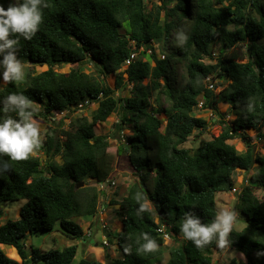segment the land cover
<instances>
[{
  "label": "trees",
  "instance_id": "1",
  "mask_svg": "<svg viewBox=\"0 0 264 264\" xmlns=\"http://www.w3.org/2000/svg\"><path fill=\"white\" fill-rule=\"evenodd\" d=\"M148 1L45 0L39 30L31 40L19 39L17 56L28 66L22 80L0 88V99L23 93L32 101L33 118L46 120L53 110L74 112L86 99L96 101L97 107L90 117L76 116L69 129H61L63 139L46 132L39 144L44 157L34 154L38 148L19 161L0 156V208L17 198L25 200L18 218L0 224V245L16 248L14 258L19 255L21 262L0 246V264H72L77 244L41 251L28 248V238L52 230L57 222L71 238H90L77 218L97 215L100 194L106 193H99L96 184H76L87 178L95 183L113 179L111 137L96 134L95 125L112 122L117 112L114 138L123 140L122 131L130 130L117 154L126 152L139 175L122 200L110 199V205H119L122 228L117 237L111 229L105 231L111 243L117 240L121 256L108 263L83 258L78 264H153L166 248V264H212L215 242L198 250L178 237L179 224L186 211L211 223L216 195L234 187L237 169L254 171L239 197L246 226L233 229L226 247L242 252L246 264H264V199L255 194L264 190V155L256 152L246 133L254 129L264 136V0H177L172 6L173 0H155L156 9H148ZM11 2L0 0L5 8ZM133 52L136 57L126 66ZM206 57L215 63H206ZM85 60L93 62L95 72L81 68ZM174 60L185 62L182 84L173 74ZM73 64L79 66L56 70ZM209 75L228 84L215 94L204 82ZM109 76L115 77L114 87L107 82ZM117 90L124 95L117 96ZM200 100L216 114L218 103H228L234 118L229 124L221 121L225 125L219 135L201 140L192 150L181 145L195 129L206 126L196 115ZM237 136L244 138V151L230 143ZM141 203L146 210L138 214ZM164 231L178 244L167 245ZM142 233L156 241L155 251L139 250L145 243ZM229 264L240 263L233 258Z\"/></svg>",
  "mask_w": 264,
  "mask_h": 264
},
{
  "label": "rangeland",
  "instance_id": "2",
  "mask_svg": "<svg viewBox=\"0 0 264 264\" xmlns=\"http://www.w3.org/2000/svg\"><path fill=\"white\" fill-rule=\"evenodd\" d=\"M177 2V0H173V2L170 4L171 6L174 5ZM155 0H149L147 2L148 9H156ZM158 5H161V2H157ZM181 33V32H180ZM182 35V33H181ZM157 47V46H156ZM240 49H245L244 44L239 45ZM158 50V48H157ZM219 51V44H216L213 48V54L216 56ZM159 52V51H158ZM160 57L163 58V53H159ZM215 59L206 57L205 62L206 63H215ZM23 63V62H22ZM24 65V72L25 68L28 66L27 63H23ZM78 64L73 65H66L64 67H57V71H69L72 67H78ZM173 74L175 76V79L178 83H184L186 81V66L184 61H173ZM47 66H38L37 70H44ZM81 68L87 72H95L94 71V65L93 62L90 60H85L81 64ZM209 79L213 82L214 87L212 88L215 94L219 93L221 89L228 84V82H224L221 84L220 79H214L213 76L209 75ZM208 77V76H207ZM213 78V79H212ZM107 82L111 87L115 86V77L109 76L107 78ZM205 85L208 86V82L204 79ZM5 85V82L0 81V88ZM130 87V86H129ZM128 89V88H127ZM123 91H125L123 89ZM122 90H117L116 95L123 96L124 92ZM156 91L153 90V96L152 100H155ZM156 101V100H155ZM162 102L166 105H168L167 101L165 100L164 96L162 97ZM155 105V102H153ZM40 107V106H38ZM96 105L91 106L89 108H85L83 110H77L75 113H73L71 116H68V118H60L61 112L52 111L53 113H49L48 120L44 118L35 119L34 120L39 124L41 129V136H40V142L46 137V132H53L57 134L59 139H63L64 136L62 135L61 129H69L71 126L72 119L76 116H86L90 117L91 112L96 109ZM219 113H215L214 110L208 108L205 109L202 107V109L196 110V115L198 117H203L206 120V126L203 129H195L193 134L189 137L188 141L182 144L181 146L191 148L192 150L196 149L199 146V143L201 140H210L214 136L219 135V133L222 130V127L225 124H229L231 120L234 118V114L232 113L230 109V105L226 102H220L217 105ZM59 113V115H57ZM57 120H52L53 118L57 117ZM119 120V112L114 114V118H112V122ZM221 121H225V124L221 123ZM105 123L100 124L97 123L95 125V132L96 134H106L111 137L110 139V147L109 151L111 153H114L115 155V162H114V171H113V179L116 180V185L112 187H105V189L110 190V194L106 197H102L100 195L98 199L97 204V215L90 216V217H78L77 222H79L82 227L84 228V234L87 237H90L87 241L84 239H75L71 238L70 236H67L64 231H62V228L60 226V223L57 222L52 230H45V231H38L34 235L29 236L28 238V248H30V245L33 247L40 248L41 251H47L49 249L58 248L63 249L65 246L71 245V244H77L78 250L77 254L72 262V264H78L79 261L83 258L86 259H95L100 260L102 262L108 263L111 262L114 258L120 257L121 253L118 248V245L116 244L117 240L114 239L112 243L108 240L107 232L105 231V228L108 230L111 229L114 231V235L117 237L118 234L121 232L122 228V217L118 214V203L110 205L109 199L113 198L115 201H120L122 198H124L128 192L130 187L136 182L139 178V175L132 167L128 155L126 152H123L122 154H117V148L120 145V141H124L126 139V135L130 133V130L125 128L122 131V137L125 136L123 140H118V138H114V136L117 134L116 128L114 125V122L112 123ZM264 131V128H263ZM246 133L252 137L251 144H255V150L257 153H260L264 155V136L259 137L257 136V131L254 129H248L246 130ZM230 143L234 144L236 148L239 151H244L247 147L244 138L242 137H235L232 140H230ZM34 154L36 156L43 155L42 150H36L34 151ZM45 162V161H44ZM58 163H62L61 158L57 159ZM254 170L245 173L241 169H237L236 176L234 177V186L236 188V191H233L231 189L230 191H224L220 192L216 195V207L217 212L223 208V209H234V206L236 209H234L238 213L237 221L234 226V230L240 231L246 226V216L242 214V204L240 203L241 198V190L245 184H241L243 176L249 177L251 173ZM153 176L154 173H152L149 177L148 184L152 186L153 184ZM95 181L93 179L87 178L84 180L83 187L94 185ZM96 184V183H95ZM100 191L101 187H98ZM255 194L259 197L264 199V190L259 188L255 190ZM109 198V199H108ZM25 202L22 198H17L13 201H9L1 206L0 210L2 212V215L0 216V224H2L6 218H18L20 215V209ZM104 204V207L102 208L101 204ZM107 225V226H106ZM164 225H162L163 227ZM179 238L182 236L179 235ZM172 239V238H171ZM170 238L165 237L167 245H177L178 243L173 242ZM2 248L5 249L7 252V255L10 257L13 256L17 257V250L16 248L13 249L12 247L6 248L4 245H0ZM17 252V254H16ZM210 256L212 258V264H229L233 258L238 260L240 264H246L247 258L245 255L236 250L232 247H224V248H218L213 247L210 252ZM19 258H14L21 262V258L18 255ZM170 257L169 248H166L162 255L160 256V259L158 262H155L153 264H166L168 259Z\"/></svg>",
  "mask_w": 264,
  "mask_h": 264
},
{
  "label": "clouds",
  "instance_id": "3",
  "mask_svg": "<svg viewBox=\"0 0 264 264\" xmlns=\"http://www.w3.org/2000/svg\"><path fill=\"white\" fill-rule=\"evenodd\" d=\"M44 7H47L45 0H12L6 8L0 4V81L15 83L24 78V65L17 56L19 39L33 38L42 24ZM34 111L32 101L23 93L11 92L0 99V156L6 155L12 161H19L26 159L39 147L41 129L33 118ZM99 183H96L97 188ZM145 210V204L141 203L137 213ZM237 217L238 213L234 209L221 208L211 223H204L194 211H186L179 224V231L182 238L190 241L198 250L212 242L218 248H224L229 244L228 238ZM141 235L145 243L139 250L155 251L156 241L147 233Z\"/></svg>",
  "mask_w": 264,
  "mask_h": 264
},
{
  "label": "built area",
  "instance_id": "4",
  "mask_svg": "<svg viewBox=\"0 0 264 264\" xmlns=\"http://www.w3.org/2000/svg\"><path fill=\"white\" fill-rule=\"evenodd\" d=\"M136 57V52H133L132 54H131V56L126 60V66L130 63V61L131 60H133L134 58ZM165 57V55L163 54V58ZM209 77L210 76H208V77H206L205 78V80L208 82V87L209 88H213L214 87V85H213V82L209 79ZM211 78V77H210ZM213 79V78H212ZM96 104V101H92V100H89V99H86V100H84V101H82V102H80L76 107H75V110H74V112L73 111H71L70 109H65V110H63V111H59V110H57V112H61L62 114H60L59 115V113L57 114V115H59L60 117H59V119L60 118H62V117H64V118H68V116H71L73 113H75L77 110H83V109H85V108H89V107H91V106H94ZM198 109H202V107H203V100H200L199 101V103H198ZM53 111H56V110H53ZM51 113H53V112H51ZM49 117V116H48ZM58 119V116L57 117H55V118H53L52 120H57ZM41 143V142H40ZM38 150H40V146L38 147ZM241 170H243V169H241ZM244 172H245V170H243ZM249 182V179H248V177H246V176H243V179H242V182H241V184H247ZM99 186L98 187H101V189H100V191H105V193H106V195H105V197L107 198V196L110 194V190L109 189H105V187H112V186H115L116 185V180L115 179H108V180H106V181H104V182H101V183H99L98 184ZM103 186H105L104 188H103ZM233 189V191H236V188H235V186L232 188ZM109 199V198H108ZM101 204V203H100ZM102 205V208L104 207V204H101ZM162 229H164L163 227H161V228H159V231H161ZM164 236L165 237H167V238H169L170 237V235H169V233L167 232V231H164Z\"/></svg>",
  "mask_w": 264,
  "mask_h": 264
},
{
  "label": "water",
  "instance_id": "5",
  "mask_svg": "<svg viewBox=\"0 0 264 264\" xmlns=\"http://www.w3.org/2000/svg\"><path fill=\"white\" fill-rule=\"evenodd\" d=\"M83 185H84V181H81L80 183L76 184V188L83 187Z\"/></svg>",
  "mask_w": 264,
  "mask_h": 264
}]
</instances>
